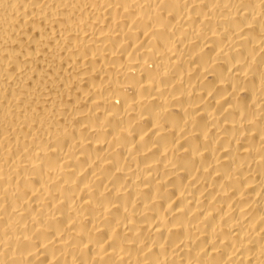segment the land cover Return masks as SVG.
<instances>
[{
	"label": "bare ground",
	"instance_id": "obj_1",
	"mask_svg": "<svg viewBox=\"0 0 264 264\" xmlns=\"http://www.w3.org/2000/svg\"><path fill=\"white\" fill-rule=\"evenodd\" d=\"M0 264H264V0H0Z\"/></svg>",
	"mask_w": 264,
	"mask_h": 264
}]
</instances>
